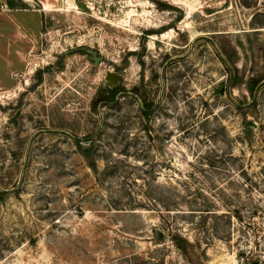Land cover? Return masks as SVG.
<instances>
[{
	"label": "rangeland",
	"instance_id": "obj_1",
	"mask_svg": "<svg viewBox=\"0 0 264 264\" xmlns=\"http://www.w3.org/2000/svg\"><path fill=\"white\" fill-rule=\"evenodd\" d=\"M1 1L0 264H264V0Z\"/></svg>",
	"mask_w": 264,
	"mask_h": 264
},
{
	"label": "trees",
	"instance_id": "obj_2",
	"mask_svg": "<svg viewBox=\"0 0 264 264\" xmlns=\"http://www.w3.org/2000/svg\"><path fill=\"white\" fill-rule=\"evenodd\" d=\"M7 4L9 5V7L13 8L14 4L9 0L7 1ZM254 82H255V79L251 78L248 80L247 82V90L249 91L250 94L253 93L254 91ZM118 92V88L114 87L112 89L110 88H101L97 95H96V98L94 100V106L93 107H96V104L98 103H110V102H113L115 97H116V94Z\"/></svg>",
	"mask_w": 264,
	"mask_h": 264
},
{
	"label": "water",
	"instance_id": "obj_3",
	"mask_svg": "<svg viewBox=\"0 0 264 264\" xmlns=\"http://www.w3.org/2000/svg\"><path fill=\"white\" fill-rule=\"evenodd\" d=\"M105 85L110 89L116 87L119 84L121 75L115 72H106L105 74Z\"/></svg>",
	"mask_w": 264,
	"mask_h": 264
},
{
	"label": "crops",
	"instance_id": "obj_4",
	"mask_svg": "<svg viewBox=\"0 0 264 264\" xmlns=\"http://www.w3.org/2000/svg\"><path fill=\"white\" fill-rule=\"evenodd\" d=\"M8 1V0H7ZM6 1V2H7ZM20 1V0H19ZM3 2L1 1V3H0V5L2 4ZM13 3V2H12ZM5 6H6V4H5ZM8 7H9V5H7ZM21 9H19V8H15V5L13 6V8H11V7H9V9L12 11V12H17V10H24V8L23 7H20Z\"/></svg>",
	"mask_w": 264,
	"mask_h": 264
}]
</instances>
